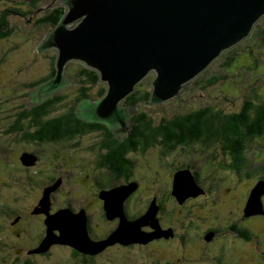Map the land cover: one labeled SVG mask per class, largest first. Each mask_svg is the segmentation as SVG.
Segmentation results:
<instances>
[{
	"label": "rangeland",
	"instance_id": "374dc122",
	"mask_svg": "<svg viewBox=\"0 0 264 264\" xmlns=\"http://www.w3.org/2000/svg\"><path fill=\"white\" fill-rule=\"evenodd\" d=\"M31 2L32 0H0V17L2 12L7 10L5 22L9 31L7 35L0 38V113L15 111L16 102L21 101L26 90L31 89L30 83L46 74L49 67H54L55 51L48 49L38 52L36 48L46 33L52 29L47 23L40 22V18L47 13V10L57 5L45 6L36 12L38 8L44 6L45 0H40L36 6H32ZM78 67H82V64L76 61H71L66 65L67 74L74 75L73 78L77 79L78 82L62 90L58 89L60 90L58 94H62L63 99L52 106L51 110L56 111V113L64 112L65 109L63 108H69L75 103L77 88L83 84L81 76H76L75 73ZM213 76L216 77V80L208 82ZM197 78L199 81L193 83ZM197 78L192 82L193 84L191 83L192 86L190 85L188 90L180 93L179 97L165 102L149 105L148 102L141 101L135 106L126 100L121 101L120 105H134L136 108V111L128 117L127 121L132 126L131 117L139 111H146L155 120V123H158L163 117L170 118L174 114L185 113L206 104H214L225 112H233L242 108L246 100L254 102L264 100V17L256 23L248 38L224 51ZM151 79L152 74H149L137 84L135 89L138 92L144 91L146 88L150 89ZM83 85L91 84L84 81ZM91 87V97L93 99L99 98L102 94L98 96L97 91L99 87H104V83L98 82V84H92ZM11 133L19 137L17 133ZM95 137L98 138L97 135ZM77 141H81L84 145V151L80 153L83 155V162L89 164L93 158L89 145L92 147L96 138L89 135L79 138ZM74 142L76 139L67 141V144L71 145ZM218 142L215 141L206 145L197 143L179 147L163 155L160 153L161 147L156 144L147 152L132 156L133 162L135 161L136 164V176L140 177L138 182H141L139 184L141 190L139 189L129 201L130 212L138 214L144 208L147 209L151 200L155 198L153 196L157 197L161 193L164 194L168 185L166 178L172 175L175 169H189L191 167L190 169L198 172L206 187L210 184L209 182H217L220 179L222 182L218 189H210L206 199L200 198L193 201L198 206L202 205L205 208L189 204L180 209L175 206L173 211L169 212L165 208V214H173L177 218L173 221V225L177 226L179 235L190 233L189 240H192L195 231L190 226L184 227V224L189 220H194L196 218L195 213L203 209L212 210V212H208L210 214H218L219 218H212L215 221L225 223L229 222L230 219L236 220L240 207L246 206L251 188L259 179L264 178V134L246 143L244 149L246 163L238 173L234 169L224 166L223 162H227L228 158L223 151V145L220 142L218 144ZM21 144L20 140L19 145ZM0 148L17 149V145L1 129ZM73 154H77V152ZM13 158H15V152L11 153L9 160ZM2 163L5 164L6 162L2 161ZM3 164L0 165L3 166ZM24 164L33 165V162ZM46 165H48L46 162L41 164V166ZM11 168L14 171L12 180L9 182H6L5 178L0 180V264H23V259H27V264H165V261H168L169 264H181L178 259L181 257L180 249L185 250L188 257L201 256L197 251L189 249L191 245L187 248L181 247L177 239L173 240L172 243L154 242L146 246L135 245L128 248L121 247L120 243L117 244L118 242H116L106 246L96 254L86 253V258L93 256L87 260L82 259L81 255L72 253L71 247L60 243L53 244L44 254L35 252L27 254L26 251L37 247L38 242L45 236L43 215L31 214L30 212L31 210L33 212L34 205L39 203L43 187L46 184L31 182L32 180H18V172L13 166ZM69 168L68 166V170L63 171L64 180L56 187L58 188L60 185L59 191L54 192L56 188L51 191L52 194L54 193L50 196L51 211L59 207H69L74 211L79 205L86 204L90 223L94 227L89 228L90 236L98 240L107 238L109 235L105 238L101 235L108 233L112 227L114 228L116 222L118 223V218L117 221L115 220V224L112 220L105 218L102 208L103 201L99 193L97 197V192L91 190L90 184L84 176L80 177L78 174L77 176H70L71 170ZM76 168L79 169V166L76 165ZM89 168L93 174L96 172L100 174L98 179L100 184L91 180L93 186H99L98 188H102L101 190L110 189L107 184L114 183V179L101 175V170H96L92 166ZM37 178L35 174L34 181ZM239 178L241 179L239 180ZM236 182L240 183L237 185ZM229 186L234 187L231 195L226 194L229 192L228 190L225 192V188ZM199 194L201 192H198L196 196ZM246 196V201L243 202ZM212 199L213 204L210 203ZM261 202L264 209V195L261 196ZM250 203H252L251 200ZM37 205L39 206V204ZM17 215H20V219L13 223ZM128 216L130 218L137 217L136 215ZM205 219L208 220L207 223L209 224V219ZM162 222L168 224L166 221ZM237 223L251 227L256 235L255 238L259 240V245L264 248V221L252 218L250 221L245 219L237 221ZM146 226L150 227L149 225ZM243 250L246 253L255 251L257 244L250 240L245 248L243 247ZM240 264H248L247 254Z\"/></svg>",
	"mask_w": 264,
	"mask_h": 264
},
{
	"label": "water",
	"instance_id": "95a60500",
	"mask_svg": "<svg viewBox=\"0 0 264 264\" xmlns=\"http://www.w3.org/2000/svg\"><path fill=\"white\" fill-rule=\"evenodd\" d=\"M54 5L63 7L62 15L36 49L55 51V73L35 85L27 106L41 104L58 89L71 85L74 81L64 71L69 62L76 61L96 72L98 82L104 83L99 98L78 101L77 116L86 122L103 123L116 135L130 131L127 119L136 111L134 105L120 102L146 76L152 74L149 105L177 98L214 59L248 38L264 17V0H45L36 12ZM22 159L25 163L35 160L30 154ZM58 184L46 186L35 207V213L45 214L46 230L29 253H44L60 243L96 254L116 242L146 244L168 236L169 231L159 226L154 198L144 214L133 219L126 215L123 202L138 185L132 181L99 192L105 218H118V223L107 238L93 240L84 210L75 212L66 207L49 212L50 194ZM198 192L203 190L189 169L174 173L172 194L178 203ZM262 195L264 178L251 188L245 216L264 214ZM146 225L152 231H144Z\"/></svg>",
	"mask_w": 264,
	"mask_h": 264
},
{
	"label": "flooded vegetation",
	"instance_id": "af4514ba",
	"mask_svg": "<svg viewBox=\"0 0 264 264\" xmlns=\"http://www.w3.org/2000/svg\"><path fill=\"white\" fill-rule=\"evenodd\" d=\"M81 69L82 67L76 68L75 70L76 76L80 75L79 72ZM67 71L68 69L65 67V71H64L65 75L70 79L74 80L75 83L73 82L71 85H68L64 88L75 85L78 82L77 79L73 78L74 75L72 76L68 75ZM54 73H55V67H49L46 74L34 79L30 83L31 89L28 91L26 90L24 96L21 97V101L16 102L14 107L15 111L0 113V121H1L0 129L2 130V132H4L6 135L9 136V139L12 142H14L17 145V149L0 148V156H1L0 164H3L2 161L6 162L5 164H3V166L0 165L1 168L0 180L4 178L6 179V182L12 180V173L14 171L11 168V166H13L15 168V171L18 172V178H17L18 180H24V181L32 180L31 182H35L39 184L44 183L46 184L43 187L44 189L46 186H49L50 184H55L58 181L59 183H62L65 177L63 171L68 170V166H69L70 167L69 169L71 170L70 176L71 175L77 176V174L80 177L84 176V178L88 180L91 190L97 192V197H98V193L101 191L102 188L99 189L98 188L99 186L98 187L93 186V181L91 180H94L95 182L100 184L98 180L100 174L98 172L93 174L92 170L89 168V166H92L93 168H96V170H101L102 172L101 175H106L114 179V183L107 184V187L112 188L113 186H116L118 184H126L131 181L137 182L138 189H136L134 192H132L127 196V198L123 202V207L127 216L130 215L131 217H133V215L137 216L139 214H142L143 212H145L146 210L145 208L142 211H140L138 214L131 213L128 204L129 201L136 195L138 190L139 189L141 190V187L139 185L141 182H138L140 181V177L136 176V164L135 161L133 162L132 156H136L139 153H145V151L142 152V150H129L126 153V156L127 158L132 160V163L129 162V164L130 166L133 167V170L130 172L129 176L128 175L125 176L126 174L125 173L124 175H120L119 177H117L115 176L113 171L107 167V165L105 164L100 165L102 162L109 161L108 158L106 157L107 153L109 152L108 148L104 147L105 145L102 146V144H100V141L103 140V138L105 137L104 130L102 128L96 129L91 127L89 130H86L84 132H80L76 134L72 133L70 134L71 136L67 135V131L69 128L72 130L75 128V126H78V123L76 121H74L73 119L68 120L67 118V112L70 108L74 107V110H76L75 108L78 104V102H76L77 96L75 97L74 105L69 108L66 107L63 108L65 109V111L60 113H56V111L51 110V108L55 103L61 102V100L63 99L62 94L59 95L58 92L64 88H61L54 94L55 97H60V100L53 102L50 105V109L45 114L36 111L35 110L36 108H33L35 106H27L28 94L33 90L35 85L44 79L50 78ZM81 86H83V84L80 85V87ZM77 118L78 121L81 120L85 122L84 120L80 119L78 116ZM57 120L59 121L53 123L54 121ZM69 123L72 126H70ZM86 127L88 128L90 126H86ZM11 132L17 133L19 137L13 135ZM89 135H92L93 138H96V141L92 147L91 145H89L91 152L93 153V158L89 161V164H87V162H83V155H80V153L84 151L83 149L84 145L82 144L81 141H77V140L79 138H83L84 136H89ZM96 135L98 136V138L95 137ZM74 139H76V142L71 143V145L67 144V141H72ZM20 140L22 142L21 145H19ZM12 152H15V158L9 160ZM69 152L71 153L69 154ZM74 152H77V154H73ZM22 153L24 154L29 153L34 157L35 160L33 161V165L24 164L25 162L22 159L23 157ZM226 157L229 158L227 153H226ZM43 162L48 163V165L41 166ZM223 163L225 167H228L226 166L225 162ZM76 165L79 166V169L76 168ZM190 168L191 167H189V170H191L190 172L192 174L194 173L193 176H195L194 177L195 182H197V184L203 190L201 194L197 196L196 195L190 196V198L188 197L186 200H184L183 203L181 204L178 203L177 199L172 194V183H173L174 173L176 172V170L179 169L177 168L174 170L172 175L166 178L167 181L166 184L168 185L167 188L164 190V194L161 193L157 195V197L153 196L155 197L154 199L156 200V204L158 206L157 218L159 221V226L162 230L169 231L168 236L166 237L162 235L158 238L149 241L146 244H138V243H131L127 245H122L121 243L120 244L117 243V244H119L121 247L128 248V247H133L135 245L146 246L154 242L161 244H166L168 242L172 243L173 240L175 241L177 239L180 242L181 247L187 248L189 245H191L189 246L190 250L197 251V253L201 254V256L199 257L198 255H196L195 257H188L186 256L187 253L185 252V250L180 249L181 257H179L178 259L180 260L181 264H240L241 261L244 259L245 254H247L248 264L250 262L251 263L254 262V264H264V248H262L259 245L258 242L259 240L255 238L256 235L253 233L254 230L251 227L243 226L237 223V221H243L245 219L250 221V219L252 218L260 219L264 221V214L245 216L243 211L244 205H242L239 209V215L236 218L237 221L230 219L229 222H225V223H223L222 221L213 220L212 218H219V217L218 214L217 215L208 214V212H212V210L210 211L206 209L200 210L195 213L196 218H194V220H189L186 224H184V227L190 226V228L195 231L192 240H189L190 233H186V234L181 233V235H179L177 226L173 225L174 224L173 221L177 220V218L174 217L173 214L172 215H168V213L165 214L164 212L165 208L168 209V212L173 211V208H175V206L178 207V209H180L186 206L187 204L195 205L199 208L202 207L205 208V206L202 205L198 206L193 201H196L197 199L200 198L206 199L209 196L210 189H215V190L218 189L219 184L222 182L221 179L218 181L216 180L217 182H209L210 184L206 187L202 183V178H200L198 172ZM35 174L37 175L38 178L34 181ZM240 179L241 178H239V180ZM236 183L238 185L240 182H236ZM59 188L60 185L58 186V188H56L54 192L59 191ZM146 189L149 188L146 187ZM227 190L229 192L226 194L231 195L233 193L234 187L233 186L226 187L225 192ZM246 198L247 196L245 197V200L243 199V202L246 201ZM205 203H207V200H205ZM210 203L213 204V199ZM37 204L34 205V210L35 207L38 206ZM51 207L52 206H51V197H50L49 212L54 213L59 208L61 209V207H59L51 211ZM102 208H103V202H102ZM81 209L84 210L87 215V226L89 233V228L93 226L90 223V217L87 212L86 204H82L81 206L79 205L77 210L74 211L76 212ZM30 213L36 215L42 214L43 223H44V218H45L44 213L42 212L35 213L34 211L32 212V210ZM128 218L133 219L130 218L129 216ZM205 218L209 219L210 222L209 224L207 223L208 220ZM19 219H20V215H17L15 217L14 223H16ZM115 220L117 221V218L112 219V222L114 224L116 222ZM162 221H166L168 224H165ZM116 225L114 226V228L112 227L108 231V233L107 232L103 233L101 236H104L103 238L108 236L112 232V230L115 229ZM142 229L147 232L152 231V229L148 226H144ZM45 230H46V226H45ZM246 230L250 231L249 236L246 233ZM209 233H212V235L211 236L207 235ZM93 240H98V239H93ZM250 240H253V243L257 244V250L249 251L248 253H246L244 252L243 247L245 248V245L248 244ZM70 250L72 253H75L76 255H81L83 257L82 259L86 258V253H82L73 247H71ZM92 257L93 256H90L87 257L86 259H91ZM182 259H184L185 261H183ZM164 263L169 264L168 261H165Z\"/></svg>",
	"mask_w": 264,
	"mask_h": 264
},
{
	"label": "trees",
	"instance_id": "16d2710c",
	"mask_svg": "<svg viewBox=\"0 0 264 264\" xmlns=\"http://www.w3.org/2000/svg\"><path fill=\"white\" fill-rule=\"evenodd\" d=\"M39 1L32 0V6H36ZM12 10L16 11L15 9ZM6 12L7 10L3 11L0 17V29H3L0 30V38L9 32L5 22ZM62 12V6H54L52 9L47 10V13L40 18V22L47 23L53 28L61 17ZM79 74L83 84L84 81L91 85L98 84L96 72L82 66ZM215 80L216 77L213 76L208 82H214ZM198 81L197 78L193 83H197ZM91 85H83L77 88L76 102L82 97H91ZM103 90L104 87H99L97 95L100 96ZM136 91L137 89L125 99L126 102L136 106L141 101H148L150 89L146 88L141 92ZM58 100H60V97L54 96L41 105H35L33 108L45 114L50 109V105ZM76 114L74 107L70 108L67 112L68 120L73 119L78 123V126H75L74 129H68L67 135L71 136L70 134L72 133L84 132L91 127L96 129L102 128L105 137L100 141V144L108 148L109 152L106 157L109 161L102 162L100 165H107L117 177L125 173V176H129L133 170V167L129 164V162L132 163V160L126 156L129 150H142V152H146L156 144H159L161 147L160 153L163 155L179 147H186L197 143L206 145L215 141H219L223 145V151L230 158L227 159L228 163L225 162L226 166H228L227 168H232L238 173L240 168L246 163L244 157L246 143L264 134V100L259 102L246 100L242 108L233 112H225L214 104H206L185 113L174 114L170 118L163 117L158 123H155V120L146 111H139L132 115L131 121L133 125L130 131L123 135H116L103 123L78 121ZM58 121H54L53 123ZM69 125L72 126L70 123ZM86 126L90 127L87 128ZM219 142L218 144H220ZM14 222L15 219L13 220ZM246 233L248 236L250 235L249 230H246ZM28 251L26 253L30 254ZM84 260L87 259L85 258ZM22 263L27 264V259H23Z\"/></svg>",
	"mask_w": 264,
	"mask_h": 264
},
{
	"label": "bare ground",
	"instance_id": "6f19581e",
	"mask_svg": "<svg viewBox=\"0 0 264 264\" xmlns=\"http://www.w3.org/2000/svg\"><path fill=\"white\" fill-rule=\"evenodd\" d=\"M36 253V252H35Z\"/></svg>",
	"mask_w": 264,
	"mask_h": 264
}]
</instances>
